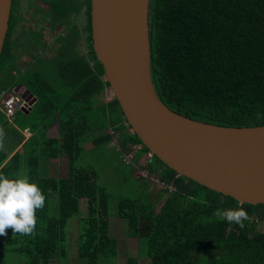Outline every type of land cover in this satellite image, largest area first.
<instances>
[{
  "label": "trees",
  "instance_id": "16d2710c",
  "mask_svg": "<svg viewBox=\"0 0 264 264\" xmlns=\"http://www.w3.org/2000/svg\"><path fill=\"white\" fill-rule=\"evenodd\" d=\"M149 27L152 77L164 104L208 123L264 125V0H150ZM4 54L5 48L0 70ZM78 71L64 77L58 88L49 87L39 75L24 78L37 101L29 113L24 112L31 117L22 130L29 129L33 135L23 151L12 157L22 136L4 147L0 135V174L17 178L27 167V176L46 197L31 235H14L11 228L0 235V259L16 255L7 264H50L55 259L66 263L73 218L78 223V257L84 264H107L119 254V240L110 234V193L100 184L94 166H78L76 161L89 137L85 135L88 128L101 132L108 125L124 131L119 136L124 150L143 145L134 163L150 150L128 124L115 95L102 103L105 122L92 126L93 122L83 119L92 99L110 83L97 55L90 82L86 71L83 77ZM17 82L10 76L11 87ZM75 103L85 105L77 108ZM57 119L59 137H41ZM8 125L0 111V128ZM112 139L110 134L97 135L94 143ZM62 154L68 157V175H42L41 160ZM133 162L127 165L134 170ZM148 171L159 174L157 188L161 189L148 197L150 187L146 189L144 178L141 195L120 198L117 214L127 220L128 236L138 239L140 249L146 246L141 251L152 264H264V204L240 203L181 176L155 154ZM162 183L175 189L170 191ZM238 207L248 213L244 228L214 216L217 209ZM127 264H139V258L128 257Z\"/></svg>",
  "mask_w": 264,
  "mask_h": 264
},
{
  "label": "water",
  "instance_id": "95a60500",
  "mask_svg": "<svg viewBox=\"0 0 264 264\" xmlns=\"http://www.w3.org/2000/svg\"><path fill=\"white\" fill-rule=\"evenodd\" d=\"M94 3L97 58L128 124L143 144L181 176L240 203L264 204V125H218L168 107L152 77L150 0ZM10 8L11 0H0V59ZM21 92L32 105L36 103L37 97Z\"/></svg>",
  "mask_w": 264,
  "mask_h": 264
},
{
  "label": "flooded vegetation",
  "instance_id": "af4514ba",
  "mask_svg": "<svg viewBox=\"0 0 264 264\" xmlns=\"http://www.w3.org/2000/svg\"><path fill=\"white\" fill-rule=\"evenodd\" d=\"M94 8V0H11L0 74L16 78L13 90L37 97L23 82L37 75L51 88L77 70L94 78Z\"/></svg>",
  "mask_w": 264,
  "mask_h": 264
},
{
  "label": "rangeland",
  "instance_id": "374dc122",
  "mask_svg": "<svg viewBox=\"0 0 264 264\" xmlns=\"http://www.w3.org/2000/svg\"><path fill=\"white\" fill-rule=\"evenodd\" d=\"M10 82V76H8L7 72L0 74V90H6L12 92L13 87L8 83ZM103 97L97 96L92 99V103L95 104V107L91 108L88 111H84V115L82 117L84 119L86 112L89 113V116L86 119H89L93 122L94 126L97 124V121L105 122V110L102 106L101 100L104 101L111 99L113 97V92L111 88H107V90L102 94ZM77 108L85 105L84 103L77 104ZM93 106V105H92ZM28 115H25L23 111L18 110L15 118L13 120H9V127L5 128L2 126L0 128V132L3 133L1 135L2 145L5 147L9 142H14L19 139L18 136H22V141H20L16 145V149L12 151L9 157H12L16 151H23V144L27 138H29V134L27 136L26 133H22V124L27 125V120L29 119ZM95 123V124H94ZM105 124V123H103ZM108 124V121L107 123ZM109 126V125H108ZM106 127L103 131H92L93 129L88 128L85 133L86 137L89 135L87 141H84L82 144L81 155L76 161V165L78 166H86L92 165L94 166L99 174V182L102 186L107 187L110 193V234L113 237L118 238L119 240V254L117 257L112 258L107 261V264H127L128 257H138L139 264H152L151 259L143 254L141 250L146 251V246L142 245L140 249L139 242L137 238H131L128 236V224L127 220L122 219L118 216V201L122 197L128 198H137L141 195L142 187L141 183L146 178L149 182L147 183L146 189L150 187L149 195L154 192L159 183V174L149 173L148 167L149 164L144 157V154L141 156L143 158L140 159L136 164L134 171L133 166H129L123 160V157L131 151L124 150L121 146L115 143L113 140L108 142H103L101 144H95L92 138L97 135L109 134V128ZM11 127V128H10ZM125 130V129H124ZM59 133V123L54 122L50 124L45 131L44 135L41 137L48 138H56ZM124 131L122 129H117L111 127L110 135L115 138H120ZM28 141V140H27ZM132 161V160H131ZM26 166V165H25ZM41 174L49 175L54 177H65L68 175V157L67 155L62 154L59 158H52L45 162H42ZM26 168L22 172L21 176H27ZM164 184V183H163ZM165 185V184H164ZM163 185V186H164ZM166 187V185H165ZM158 191L161 187L157 188ZM86 202L82 203L83 210L86 211ZM262 228V223L259 220L257 222V229ZM69 259L66 263H63L59 259L52 260L50 264H84L83 261L78 257L77 243H78V223L75 218L71 219L69 222ZM141 245V244H140ZM16 258V255H7L3 260L0 259V264L9 263L12 259ZM106 263V261H102L101 264Z\"/></svg>",
  "mask_w": 264,
  "mask_h": 264
},
{
  "label": "clouds",
  "instance_id": "9594fccd",
  "mask_svg": "<svg viewBox=\"0 0 264 264\" xmlns=\"http://www.w3.org/2000/svg\"><path fill=\"white\" fill-rule=\"evenodd\" d=\"M45 201L41 188L28 176L10 178L0 174V235H6L9 228L14 235H31L37 225V210L44 207ZM214 216L240 228L245 227L244 221L248 219L243 207L217 209Z\"/></svg>",
  "mask_w": 264,
  "mask_h": 264
},
{
  "label": "built area",
  "instance_id": "2783aa9c",
  "mask_svg": "<svg viewBox=\"0 0 264 264\" xmlns=\"http://www.w3.org/2000/svg\"><path fill=\"white\" fill-rule=\"evenodd\" d=\"M31 108H32V104L30 100L24 99L22 95L17 93L15 90H12V92L6 90H0V111L6 116L8 121L13 120L15 118L18 110L20 111H23V109L30 110ZM142 148L143 145L141 143L133 145L131 147V151L123 157L124 161L127 164L131 163V159L134 158L136 153L139 152ZM145 155L147 157L148 163H152L154 161V154L151 151L145 153ZM166 187L170 191L175 189V187L172 184L166 185Z\"/></svg>",
  "mask_w": 264,
  "mask_h": 264
},
{
  "label": "crops",
  "instance_id": "0c3cea01",
  "mask_svg": "<svg viewBox=\"0 0 264 264\" xmlns=\"http://www.w3.org/2000/svg\"><path fill=\"white\" fill-rule=\"evenodd\" d=\"M106 90H107V88L105 89V91H106ZM105 91H104V92H105ZM104 92H103V93H104ZM103 93H102V94H103ZM102 94L99 95V96L103 97ZM112 98H113V97H112ZM112 98H111V99H112ZM111 99H108V100H106V101H104V100L102 99L101 102H103V103L106 104V103L109 102ZM92 105H93V106H92ZM92 105H91L90 107H91V108H92V107L94 108V107H95V104H92ZM31 110H32V108L30 109V111H31ZM89 110H90V109H89ZM30 111H29V112H30ZM87 111H88V110H87ZM88 116H89V113L86 112L85 117H88ZM55 122H58V123H59V119H57ZM124 124H126V122H125ZM110 128H111V127H110ZM110 128H109V130H108V131H109V134H110ZM22 133H23V134L26 133L25 136H27V135L29 134V135H28L29 138H27V139L25 140V142H26L27 140H29V139L32 137V135H33V132H31L29 129H25V130H23ZM59 133H60V132H59ZM59 133H58V137H59ZM28 136H27V137H28ZM96 137H97V134H96L95 136H93L92 138L95 139ZM112 138H113L112 140H113L115 143H117V144L119 145V147H120L121 144H120V142H119V138H118V139L115 138V137H112ZM94 139H93V141H94ZM25 142H24V143H25ZM129 151H130V149L128 150V152H129ZM136 154H138V152H137ZM126 155H127V154H126ZM144 156H145V154H144ZM141 158H143V157H141ZM141 158H140V159H141ZM51 159H52V158H51ZM54 159H56V158H54ZM123 160H124V159H123ZM131 160H132V161H131V163H132V162L134 161V158H132ZM43 161H44V160H41V163H42ZM138 161H140V160H138ZM125 163H126V162H125ZM136 163H137V162H136ZM126 164H127V163H126ZM135 166H136V164L134 165V168H135ZM133 171H134V170H133ZM151 173H152V172H151ZM153 174H156V173L153 172ZM145 179H146V178H145ZM147 181H148V180H147ZM148 182H149V181H148Z\"/></svg>",
  "mask_w": 264,
  "mask_h": 264
}]
</instances>
